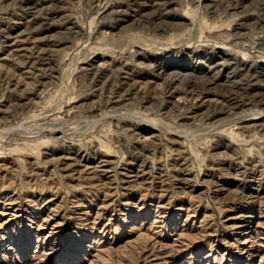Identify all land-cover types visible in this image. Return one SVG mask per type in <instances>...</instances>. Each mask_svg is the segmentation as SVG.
<instances>
[{
  "label": "rangeland",
  "instance_id": "1",
  "mask_svg": "<svg viewBox=\"0 0 264 264\" xmlns=\"http://www.w3.org/2000/svg\"><path fill=\"white\" fill-rule=\"evenodd\" d=\"M0 264H264V0H0Z\"/></svg>",
  "mask_w": 264,
  "mask_h": 264
},
{
  "label": "bare ground",
  "instance_id": "2",
  "mask_svg": "<svg viewBox=\"0 0 264 264\" xmlns=\"http://www.w3.org/2000/svg\"><path fill=\"white\" fill-rule=\"evenodd\" d=\"M15 42V41H14ZM256 113H258V112H255L254 114H256ZM32 125V124H31ZM36 138V137H35ZM33 139V138H32Z\"/></svg>",
  "mask_w": 264,
  "mask_h": 264
}]
</instances>
